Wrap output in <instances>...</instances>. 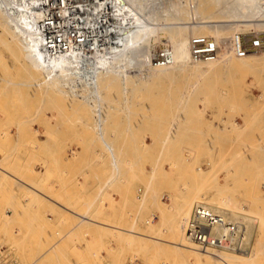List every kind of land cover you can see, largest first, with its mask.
I'll use <instances>...</instances> for the list:
<instances>
[{
    "label": "rangeland",
    "instance_id": "1",
    "mask_svg": "<svg viewBox=\"0 0 264 264\" xmlns=\"http://www.w3.org/2000/svg\"><path fill=\"white\" fill-rule=\"evenodd\" d=\"M152 1L154 10L163 11L190 2ZM212 4L194 0L193 8L185 10L197 22L192 12H216ZM177 31L157 34L148 53L170 47ZM180 31L182 41L207 33ZM6 42L0 36L4 264H188L194 256L170 244L185 239V234L177 239L170 231L179 205L189 212L183 225L198 205L230 221L238 216L248 236L243 249L261 256L252 264H264L263 51L237 57L213 77L193 69L149 84L148 71L141 67L145 56L128 70L130 89L100 90L103 98L91 107L77 98L61 103L62 96L50 98L51 91L44 96L24 72V49L17 52ZM140 67L143 72L138 73ZM98 111L105 136L92 128ZM173 123L177 129L168 136ZM105 142L114 150L116 170ZM189 245L199 255L214 257Z\"/></svg>",
    "mask_w": 264,
    "mask_h": 264
},
{
    "label": "bare ground",
    "instance_id": "2",
    "mask_svg": "<svg viewBox=\"0 0 264 264\" xmlns=\"http://www.w3.org/2000/svg\"><path fill=\"white\" fill-rule=\"evenodd\" d=\"M21 1L22 0H0V29H1L0 36L5 37L7 39L8 42H6L7 44L6 46L7 47L11 46L15 51L20 50V48L21 51L22 48L24 49V53H23L24 55L22 54L23 59L26 61L24 72L32 80L31 82H33L34 87H39V88L42 87V94L44 96H49L51 91L52 96H50V98L54 97L55 95L53 94L56 93H59L60 96H62L61 99L59 98V95H57L58 98L60 99L58 100L59 102L63 100L69 102L71 101V99L77 98V100L81 101L82 103L84 102L83 104L86 105L92 104L91 107L93 106V103L95 104L96 102L101 100V98H103L100 97V92L103 89L107 90L110 87L115 88L116 86L117 88L119 87L123 91H126L129 88L127 86L129 84H133V81L127 82V79L129 78L128 72L131 71L130 68L135 67L140 62V59L142 57L146 56L142 61L144 65L141 67L144 69L146 68L148 71L146 76V82H148V84L149 82H152L153 80L160 78L162 76L168 77L177 73L178 74L189 73L193 69H198L200 73L202 74L207 73L208 76L213 77L214 75L223 72L231 64V62L237 58V56L231 50L230 47L231 40H233L236 36L245 37L252 34L264 33V0H212L213 3L212 5H215L218 8V10L216 12H209L208 14H206V16H200L197 12L198 10L193 11L192 12V14L194 15L193 18H195L197 22L192 21L190 18L191 14L188 13V9L185 10L186 8H189V6L190 7L193 6L192 2L194 0L193 1L190 0L188 4L181 2L173 6L172 9H166L164 11L159 9L157 10V8L154 10V6H153L154 4L152 0H116L118 4L117 9L120 11L119 14L121 16L120 19L117 20V22L122 23L123 21L124 23V26L121 27L122 34H121L120 44L118 46H111L110 48L105 49L103 52L102 51L87 52L85 51L84 48H78L77 50H73L66 54L49 56L47 55L41 40L39 39L37 34L34 33V31L31 28V25H29L31 21L26 20L25 18L26 14H24V12L21 13L18 12L19 8L22 7ZM222 16L225 17L227 20L218 19V17H222ZM198 20L199 21L201 20L202 22H198ZM255 22H261V24L255 25L253 24ZM191 25H195V26H191ZM255 26L256 28L250 31V29L254 28ZM187 28L191 29L192 32L191 35L193 36L203 35V33L205 32L210 33L211 35H214L211 39L215 40L218 43H222L224 45L223 49L218 54L216 60L214 61L191 60L189 39L187 41H182L183 39L181 38L182 31H180ZM172 29L178 30L176 35L177 37L171 36L169 40L170 47L168 48L171 51L172 64L167 67H160L156 64L154 65L153 63H150L149 61L150 57L155 55L156 51L148 53L149 52L148 50L150 49V46H152L154 40H156L155 38L157 37V34L159 35V33L161 34V32L163 33L164 30H167L168 32L166 33V35L170 36L172 35L170 33ZM207 33H205L206 35H203L202 37H207L208 36ZM220 33H222V35ZM261 52L262 51L258 53H251L246 56L257 55ZM20 53H18V55H20ZM16 58L17 60H19L20 57L18 58V56L16 55ZM245 62L247 61L245 60ZM139 64H141V62ZM141 67L140 69H138L139 71L137 70L138 73L142 71ZM79 85L82 88V90L79 91L75 90V87L77 86L78 88ZM53 99H55V97ZM64 101L61 103H65ZM83 104L81 105L82 108L84 107ZM91 107L89 108L91 109ZM77 108L79 107L77 106ZM95 108L98 110L97 107ZM60 109L62 108H59V110ZM76 110L78 109H75V111ZM101 112L102 111L100 110V114ZM100 114L99 111L97 115L94 114L95 117L97 116L96 118L97 121L94 120L96 122V123L94 122V125L95 124L97 125H95V127L94 126L92 127L94 128L93 131L95 132L100 131L101 128L104 127L103 125H101V119H100L101 117H99ZM103 121L102 124H104ZM170 126L171 127L169 128L168 136L169 135L171 136V132L172 134L174 133L173 131L175 128L177 129V126L174 123L171 124ZM88 129L89 128L87 127V130ZM100 133L102 134L103 132L100 131L99 134ZM94 135L97 136V134ZM96 136L95 139H98V137L96 138ZM103 145H105L106 150L111 155V157L110 156L109 157L112 158L111 160L112 167L116 170L117 161L115 160L114 157L115 153L113 152L114 150L111 147L112 145L110 146L106 142ZM1 172L6 177H9L8 172L4 170H2ZM178 208H179L178 214L175 215L170 226V231L172 232V234L176 236L177 239H178L177 237L178 235L185 234L186 225L184 224L185 228H183L184 227L183 223H185L186 217L189 214L188 208H186L185 205H179ZM211 210L221 215L225 220L230 221L221 212L213 209ZM228 211L231 212V210ZM261 212L262 211H260L259 214ZM231 216H233L232 212H231ZM83 219H87V218H83ZM231 220L232 221L230 222H233L240 227L241 229L240 236L242 243H246V237L248 236L246 234L245 228L243 227V225L240 224V221L238 220V216L234 215V219ZM181 240H180L181 243H170V244L178 251L183 250L185 252H188L190 256L191 254L194 256V259L192 261H189L188 264H252V261L260 256V255L258 256L257 251L247 252V250L242 249L239 252L222 251V252L213 253L211 251H206V252L202 251L205 254H210L214 256V257H206L205 255H199L198 253L194 252V250L192 251L189 243L195 247V250L201 252L199 248L186 237V234H185V239L182 237ZM177 250L175 251L177 252ZM236 254H241V255H236ZM183 257L187 258L185 255ZM3 259L4 258L1 255V251H0V264H4ZM181 259L183 260V258Z\"/></svg>",
    "mask_w": 264,
    "mask_h": 264
},
{
    "label": "built area",
    "instance_id": "3",
    "mask_svg": "<svg viewBox=\"0 0 264 264\" xmlns=\"http://www.w3.org/2000/svg\"><path fill=\"white\" fill-rule=\"evenodd\" d=\"M19 13L26 14L32 30L49 56L66 54L78 48L99 52L118 46L121 39L116 0H22ZM223 44L208 37L189 40L192 61H214ZM230 47L237 57L264 50V33L236 36ZM160 67L172 64L168 46L163 45L150 57ZM147 62V61H146ZM186 237L202 252H239L243 249L241 229L205 205L195 206L186 223Z\"/></svg>",
    "mask_w": 264,
    "mask_h": 264
}]
</instances>
